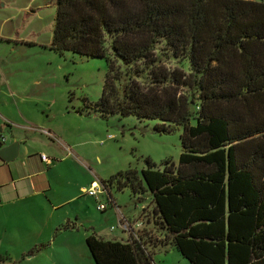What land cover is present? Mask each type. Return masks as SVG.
<instances>
[{"label":"trees","instance_id":"1","mask_svg":"<svg viewBox=\"0 0 264 264\" xmlns=\"http://www.w3.org/2000/svg\"><path fill=\"white\" fill-rule=\"evenodd\" d=\"M49 48L105 60L102 115L182 129L178 164L142 169L145 187L132 169L102 182L147 191L162 242L89 234L94 263L153 264L171 243L189 264H264V2L55 0Z\"/></svg>","mask_w":264,"mask_h":264},{"label":"rangeland","instance_id":"2","mask_svg":"<svg viewBox=\"0 0 264 264\" xmlns=\"http://www.w3.org/2000/svg\"><path fill=\"white\" fill-rule=\"evenodd\" d=\"M54 15L55 0H0V96L1 88L19 93L20 111L25 115L20 116V128L11 129L0 121V138L20 137L22 149L39 155L43 151L52 159L46 194L12 209L6 204L0 207L4 264H95L86 246L87 235L112 238L121 232L123 219L134 228L141 222L135 228L138 234L154 226L149 238L153 243L162 242L165 233L145 216H153L154 208L147 191L133 192L129 186L119 189L113 184L94 197L85 190L127 169L135 170L145 187L142 169L161 170L166 160L178 164L182 129L163 133L156 129L158 120L104 116L96 110L106 62L51 50ZM167 64L184 66L177 60ZM43 129H51L58 137L40 133ZM57 141L70 145L73 152L51 149ZM73 155L78 156L77 162ZM99 202L105 210L97 209ZM148 250L153 264H189L171 243Z\"/></svg>","mask_w":264,"mask_h":264},{"label":"crops","instance_id":"3","mask_svg":"<svg viewBox=\"0 0 264 264\" xmlns=\"http://www.w3.org/2000/svg\"><path fill=\"white\" fill-rule=\"evenodd\" d=\"M1 91L4 94L0 96V121H3L5 125L11 127V129L14 126L20 128V116L22 118L25 117L23 112L20 111V94L11 91L6 92V90L2 88ZM6 108H8L9 111H6ZM11 108H13L16 112H13V109ZM0 131H2L1 125ZM47 132L51 133L52 136H49ZM40 133L46 134L49 137H58L56 133L51 131V129H43ZM3 138L5 139L4 141H2ZM15 141L19 142L17 158L9 162L3 161L0 158V207L4 204L11 205L10 209L14 208L15 205H18V203L30 197L33 198L35 196L46 194L45 192L50 188L47 174L50 170V166L52 165V159H50L48 156L47 157L50 160L49 164L42 161L40 155L36 151L29 152L26 149H22L20 137H14L11 141H8L5 137H1L0 149ZM57 147L66 152H73L70 148V145H67L63 142L57 141L53 148L51 146V149L57 150ZM41 152V154H44L43 151ZM67 154L68 153H66V156ZM73 156V161L77 162L76 160L78 156ZM66 159L70 158L67 157ZM144 197L147 196L144 195ZM73 198H75V196L70 197L68 200ZM54 206L55 205H53V207ZM145 216L147 217L148 222H151L150 220L152 219L155 223L154 213L153 216H151V213H146ZM122 222L127 221L123 219ZM154 223L152 225H154ZM154 228V226L149 225L148 228H143L140 230L139 235L147 240L149 237L153 236L155 232ZM130 238V233L121 227V232L118 235H114L112 238L107 239L126 241ZM0 264H4V257L1 255Z\"/></svg>","mask_w":264,"mask_h":264},{"label":"built area","instance_id":"4","mask_svg":"<svg viewBox=\"0 0 264 264\" xmlns=\"http://www.w3.org/2000/svg\"><path fill=\"white\" fill-rule=\"evenodd\" d=\"M47 134L49 136H52L51 133L47 132ZM5 139L3 138L2 141H4ZM40 158L42 161H44L45 163L49 164L50 163V160L47 156H45L44 154L40 155ZM106 189L104 188V185L102 184L101 186L97 185L96 183H93L91 188L88 189V190H85V193L89 196H94L96 197L98 194H104L106 193ZM105 204L99 202L97 204V209L103 211L105 210ZM121 227L128 231L130 233V236L131 238H138L139 234L136 232V229L140 228L142 226V223L141 222H137L135 223V228L133 227L132 224H129L128 222H121L120 223ZM112 229V228H111Z\"/></svg>","mask_w":264,"mask_h":264},{"label":"water","instance_id":"5","mask_svg":"<svg viewBox=\"0 0 264 264\" xmlns=\"http://www.w3.org/2000/svg\"><path fill=\"white\" fill-rule=\"evenodd\" d=\"M19 151V142L15 141L0 149V158L9 162L17 158Z\"/></svg>","mask_w":264,"mask_h":264}]
</instances>
